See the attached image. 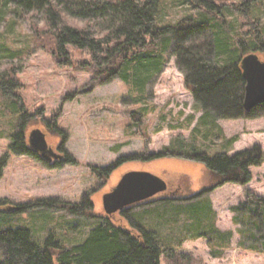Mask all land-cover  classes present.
Returning <instances> with one entry per match:
<instances>
[{
  "label": "rangeland",
  "instance_id": "rangeland-1",
  "mask_svg": "<svg viewBox=\"0 0 264 264\" xmlns=\"http://www.w3.org/2000/svg\"><path fill=\"white\" fill-rule=\"evenodd\" d=\"M12 8L7 4L0 20V45L4 48L0 49V74L6 72L16 78L20 86L15 91L25 111L33 114L23 128L28 146L29 132L39 128L48 146L57 147L61 165H47L55 161L48 162L42 157L41 161L27 154H8L0 174V229L25 228L40 245L51 236L60 246L67 247L81 242L104 217L131 228L121 210L106 214L102 197L126 172L147 171L165 180L167 188L123 209L133 220L141 219L146 228L158 231L165 246L182 238L179 251L203 264H264V251L251 248L252 244L260 245L262 209L254 204L242 206L246 191L264 197V160L259 166L250 167L252 177L248 183L227 182L201 193L214 181L199 161L176 156L128 158L165 147L173 150L177 135L185 144H196L209 156L220 151L230 155L253 145L264 151V116L214 121L202 117L203 110L186 87L172 54V34L159 46L149 48L140 60L131 61L126 81L121 76L106 80L103 75L96 76L80 66L88 57L75 48L69 49L70 65L55 61L50 52L52 36L43 34L46 30L40 13L24 12L22 17L14 18L9 28ZM249 11L260 36L264 37V0L251 4ZM161 12L163 16H171L170 23H174L185 10L174 0H166ZM67 19L77 26L86 25L84 20L70 15ZM226 22L232 32H239L231 11ZM11 53L14 55L10 56ZM147 55L158 57L160 65L148 64L152 74L143 78ZM258 56L264 59L261 53ZM143 82V86L138 84ZM54 115L61 132L49 128ZM20 120L19 112L13 111L10 101L0 95V157L8 151L11 135L19 130ZM233 136L236 139L227 142ZM68 155L76 160L75 164L64 163ZM120 157L128 159L109 171L108 176L101 177L93 169L106 167ZM85 194L91 202L89 212L79 214L61 205L79 203ZM36 200H54L60 205L11 211ZM194 206H199L198 212L205 215L199 224L189 217ZM254 223L259 224L260 230ZM209 225L214 230L209 234L213 240L201 234L210 230ZM229 232L227 245L220 246ZM160 264H164L163 259Z\"/></svg>",
  "mask_w": 264,
  "mask_h": 264
},
{
  "label": "trees",
  "instance_id": "trees-1",
  "mask_svg": "<svg viewBox=\"0 0 264 264\" xmlns=\"http://www.w3.org/2000/svg\"><path fill=\"white\" fill-rule=\"evenodd\" d=\"M174 1L185 10L174 23H170L171 16H163L161 12L166 0H0V20L7 4L13 6V19L9 20V28L15 22L14 18L22 17L24 12L40 13L46 30L42 33L52 36L50 52L55 61L70 65L69 49L75 48L88 57L80 66L89 69L96 76L103 75L106 80L121 76L126 81L131 61L140 60L141 55L147 53L149 48L159 46L172 34V54L176 56V65L184 75L186 87L191 91L195 103L203 110L202 117L208 116L214 121L215 118L264 116V99L249 109L243 105L245 79L240 63L242 57L250 52L264 55V37L260 36L259 27L255 26L256 20L250 18L249 11V6L257 0ZM227 11L234 14L239 32L229 29L226 22ZM68 15L84 20L86 25L70 23ZM207 29L211 32H207ZM0 49L4 48L0 45ZM154 56H146L149 59L143 68L146 72L143 73V78L152 74L148 64L159 67L160 60ZM138 84L143 86L144 82ZM19 86L14 76H9L6 72L0 74V95L10 101L13 111L19 112L21 118L19 130L11 135L8 151L0 157V174L10 152L27 154L42 161L38 153L28 146L23 133L26 121L33 114L25 111L18 97L15 90ZM54 117L56 116L48 123L49 128L54 132L60 131ZM177 136L173 150L165 147L155 153L132 154L128 158L176 156L199 161L208 169L214 181L201 193L227 182L239 185L248 183L252 177L250 167L259 166L264 160V151L258 145L230 155L226 151H220L209 156L196 144H185L182 137ZM234 139L236 136L227 142ZM128 158L120 157L106 167L93 169L98 170L101 177H105ZM60 163L61 160L46 164L52 166L61 165ZM64 163L75 164L76 160L68 155ZM245 196L242 206L259 205L262 209L260 215H264V197L250 191H246ZM52 204L60 205L54 200H36L11 211ZM61 205L70 211L84 214L89 212L87 209L91 207V202L85 194L79 203L71 205L63 202ZM206 205L209 206L208 203ZM198 207L194 206L193 214L189 215L196 224L205 216L198 212ZM120 212L128 219L131 228L116 225L110 218L104 217L89 229L81 242L67 247L60 246L51 236L40 245L25 228L0 229V264H160L161 259L164 264H203L190 254L179 251L182 238L165 246L158 231L146 228L141 219L133 220L127 215L126 208ZM250 214L254 215L255 212L250 211ZM261 224L262 232L258 237L260 245H251L257 251H264V218ZM255 227L260 228L259 224H255ZM210 232L214 233V230L211 228L201 234L211 238ZM225 235L228 237L224 241L217 237V242H222V247L227 245L225 243L229 241L230 232Z\"/></svg>",
  "mask_w": 264,
  "mask_h": 264
},
{
  "label": "water",
  "instance_id": "water-1",
  "mask_svg": "<svg viewBox=\"0 0 264 264\" xmlns=\"http://www.w3.org/2000/svg\"><path fill=\"white\" fill-rule=\"evenodd\" d=\"M240 63L245 79L243 105L249 109L264 99V59L251 52L244 55ZM90 87L91 85L86 90ZM84 91L85 89L82 90V92ZM28 143L43 159L49 161L50 156L61 158V155L54 153L48 146L45 134L39 128H34L29 132ZM167 184L156 174L138 170L128 171L111 191L103 195V209L106 214L110 215L164 191ZM7 209H12V207Z\"/></svg>",
  "mask_w": 264,
  "mask_h": 264
},
{
  "label": "flooded vegetation",
  "instance_id": "flooded-vegetation-1",
  "mask_svg": "<svg viewBox=\"0 0 264 264\" xmlns=\"http://www.w3.org/2000/svg\"><path fill=\"white\" fill-rule=\"evenodd\" d=\"M50 148L52 149V151L54 152V153H58V150H57V147L56 146H50ZM60 159H58V158H53V159H50L48 162H52V161H55V162H57V161H59ZM54 163V162H53ZM52 164V163H51Z\"/></svg>",
  "mask_w": 264,
  "mask_h": 264
},
{
  "label": "bare ground",
  "instance_id": "bare-ground-1",
  "mask_svg": "<svg viewBox=\"0 0 264 264\" xmlns=\"http://www.w3.org/2000/svg\"><path fill=\"white\" fill-rule=\"evenodd\" d=\"M33 149V148H32Z\"/></svg>",
  "mask_w": 264,
  "mask_h": 264
}]
</instances>
